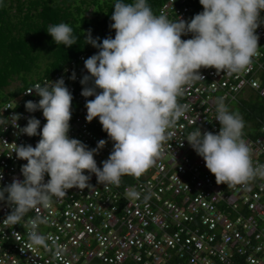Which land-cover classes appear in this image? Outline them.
<instances>
[{
    "label": "built area",
    "instance_id": "1",
    "mask_svg": "<svg viewBox=\"0 0 264 264\" xmlns=\"http://www.w3.org/2000/svg\"><path fill=\"white\" fill-rule=\"evenodd\" d=\"M202 10L199 0H166L154 14L187 21ZM256 34L257 55L242 70L199 69L203 80L186 86L177 97L188 109L168 130L172 135L161 143L155 163L140 176L123 175L118 185L105 187L92 174V189H69L64 197H53L50 207L31 209L16 224L3 222L11 207L0 201V264H264V178L257 176L246 185L231 187L217 184L185 139L198 127L202 132L219 131L215 120L218 97H224L229 111L241 99L264 100V24ZM97 51L81 55L30 88L64 78L73 96L69 136L89 147L105 139V147L94 157L100 167L113 142L98 118L86 121L85 101L93 97L81 95L80 83L88 74L84 60ZM73 72L75 80L70 78ZM28 89L2 104L0 116L7 119L20 114L17 124L21 128L28 117L35 116L42 127L46 122L42 111L25 109L26 101L40 99L35 90L27 93ZM7 123H0V140L8 143L0 142V186L11 183L14 176L23 179L20 169L27 161L16 158L14 143L35 146L40 139L20 134L11 124L6 127ZM242 138L253 166L264 164V122L253 135L243 130ZM48 178L45 174V181ZM131 189L139 194L136 198L128 197ZM37 216L46 220L37 230L46 236L47 247L29 246L27 233Z\"/></svg>",
    "mask_w": 264,
    "mask_h": 264
},
{
    "label": "clouds",
    "instance_id": "2",
    "mask_svg": "<svg viewBox=\"0 0 264 264\" xmlns=\"http://www.w3.org/2000/svg\"><path fill=\"white\" fill-rule=\"evenodd\" d=\"M199 3L203 10L189 20L170 21L164 14H154L147 0H114L110 24L114 37L94 38L90 29L84 33L86 44L98 49L84 60L88 74L80 80L81 95L93 97L85 101V119L98 118L113 142L102 166L94 157L105 147V139L89 147L69 136L73 96L63 77L43 87L37 83L27 91L35 90L40 97L26 101L25 109L42 111L46 121L42 127L35 116L28 117L22 128L17 124L20 114L0 116V123L10 121L6 127L11 124L20 134L40 137L35 146L14 143L16 158L27 163L20 169L22 180L14 176L11 183L0 186V201L11 207L4 223L16 224L29 210L50 207L53 197L62 198L69 189H92V174L105 187L118 185L123 175L140 176L155 163L161 143L172 135L168 130L188 109L177 97L186 86L203 80L199 69L234 73L251 63L259 47L256 29L264 24V0ZM46 31L57 45L71 47L77 40L72 26L64 21L49 24ZM189 33L191 38L181 39ZM70 78L76 79L75 72ZM215 110L218 132H202L198 127L185 139L203 158L216 183L231 187L246 185L257 176L264 178V164L253 166L242 138V116L229 111L224 97L217 98ZM138 195L135 189L128 192L129 198ZM45 222L39 216L31 220L30 247H47L46 236L37 230Z\"/></svg>",
    "mask_w": 264,
    "mask_h": 264
},
{
    "label": "trees",
    "instance_id": "3",
    "mask_svg": "<svg viewBox=\"0 0 264 264\" xmlns=\"http://www.w3.org/2000/svg\"><path fill=\"white\" fill-rule=\"evenodd\" d=\"M165 2L147 0L154 13ZM113 6L114 0H0V106L92 52L94 47L85 41L87 30L94 38L114 37ZM61 21L69 23L77 37L71 47L57 45L46 31L49 24ZM17 81L20 85L6 93ZM233 112L245 121L243 130L253 135L264 122V100L241 99Z\"/></svg>",
    "mask_w": 264,
    "mask_h": 264
},
{
    "label": "rangeland",
    "instance_id": "4",
    "mask_svg": "<svg viewBox=\"0 0 264 264\" xmlns=\"http://www.w3.org/2000/svg\"><path fill=\"white\" fill-rule=\"evenodd\" d=\"M32 78H33V80H36L37 78H38V74H34V75H32ZM20 82H15L14 84H13V86L10 88V89H8L7 91H6V93H9L11 90H14L16 87H18L20 84H19ZM94 264H102V263H94Z\"/></svg>",
    "mask_w": 264,
    "mask_h": 264
}]
</instances>
